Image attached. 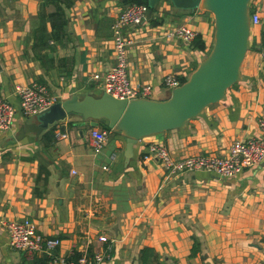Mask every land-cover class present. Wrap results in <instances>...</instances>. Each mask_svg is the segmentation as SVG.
Returning <instances> with one entry per match:
<instances>
[{"label": "crops", "instance_id": "crops-1", "mask_svg": "<svg viewBox=\"0 0 264 264\" xmlns=\"http://www.w3.org/2000/svg\"><path fill=\"white\" fill-rule=\"evenodd\" d=\"M58 5L66 17L63 45L47 38L52 33L47 14ZM124 6L122 0H0V95L15 108L10 128L0 130V264H46V254L29 258L8 245L4 222L21 217L59 237L54 253L73 260L102 250L99 236L106 235L113 247L102 264H264V161L228 177L203 170L168 177L148 151L151 142H159L175 157L225 155L234 139L260 135L264 0L250 1L261 20L251 28L241 79L225 99L184 127L137 140L128 162L125 137L115 132L93 152L92 126L79 116L40 132L23 131L36 116L20 112L15 84L41 82L58 100L102 91L101 76L114 62L111 24ZM155 8L143 23L126 27L133 39L128 74L134 86L151 84L164 97L169 88L163 76L174 73L184 80L205 52L162 31L186 24L209 48L212 16L169 0ZM56 130L67 136L56 139Z\"/></svg>", "mask_w": 264, "mask_h": 264}, {"label": "water", "instance_id": "water-1", "mask_svg": "<svg viewBox=\"0 0 264 264\" xmlns=\"http://www.w3.org/2000/svg\"><path fill=\"white\" fill-rule=\"evenodd\" d=\"M159 0H147V17ZM180 9H196L212 16L213 39L197 66L164 97L116 98L104 91L56 100L34 115L36 122L24 132H40L66 117L79 116L92 127L104 124L125 137L124 159L129 161L133 145L144 136L184 127L187 120L206 106L225 99L227 89L241 79V63L251 35V0H169ZM264 161V160H263Z\"/></svg>", "mask_w": 264, "mask_h": 264}, {"label": "built area", "instance_id": "built-area-1", "mask_svg": "<svg viewBox=\"0 0 264 264\" xmlns=\"http://www.w3.org/2000/svg\"><path fill=\"white\" fill-rule=\"evenodd\" d=\"M149 10L146 3H129L118 12L111 24L114 62L101 76V89L116 98L149 97L155 93L151 84L145 83L140 86L132 84L127 64L128 48L133 39L126 34V27L146 21ZM250 19L251 28L259 24L261 19L258 11L251 10ZM196 34L193 28L181 23L166 27L162 31V35L166 38L179 39L186 43H191ZM261 56L264 58V51L261 52ZM162 82L165 87L171 89L179 85L182 80L176 74L168 73L163 76ZM14 91L19 98L20 112L24 116H34L58 100V96L51 93L45 84L37 81L28 84L17 83L14 85ZM14 115L13 104L0 95V130L10 128ZM258 125L260 135L234 139L230 142L225 155L208 153L175 157L165 144L159 142H151L148 151L158 160L168 177L197 170L222 177L233 176L244 168L258 165L264 160V119H259ZM111 132H113L111 128L102 125L90 128L89 145L93 152L100 151ZM54 136L56 139H62L67 136V132L56 130ZM4 226L10 247L24 251L29 258L46 254V264H102L111 257L112 240L106 235L99 236V239L105 242L102 250L84 252L73 260L55 254L54 249L60 243V238L38 231L34 221L29 217L7 219Z\"/></svg>", "mask_w": 264, "mask_h": 264}, {"label": "trees", "instance_id": "trees-1", "mask_svg": "<svg viewBox=\"0 0 264 264\" xmlns=\"http://www.w3.org/2000/svg\"><path fill=\"white\" fill-rule=\"evenodd\" d=\"M125 2V5L132 3V2H138V3H147V0H122ZM156 10V8L154 7L152 9V12H154ZM251 11V9H250ZM47 17L50 21L51 24V28H52V33L49 37H47L48 39H54L58 44L63 45L64 44V25L66 24V17L64 15V11L62 9V7L60 5H58L57 9L54 12H51L49 14H47ZM43 36H41L39 39L40 43H44L43 42ZM191 46L197 50H201L204 52L208 51V48L206 46L205 40L202 37V35L200 33H197L196 36L193 38L192 42H191ZM207 48V49H206ZM181 80L183 81V79L181 78ZM235 84V83H234ZM102 126H105L104 124H100ZM195 247L196 245L194 244L192 246V252H195Z\"/></svg>", "mask_w": 264, "mask_h": 264}, {"label": "rangeland", "instance_id": "rangeland-1", "mask_svg": "<svg viewBox=\"0 0 264 264\" xmlns=\"http://www.w3.org/2000/svg\"><path fill=\"white\" fill-rule=\"evenodd\" d=\"M206 13H208V12H206ZM111 36H112V30H111ZM210 47V46H209ZM207 52H205V54H206Z\"/></svg>", "mask_w": 264, "mask_h": 264}]
</instances>
